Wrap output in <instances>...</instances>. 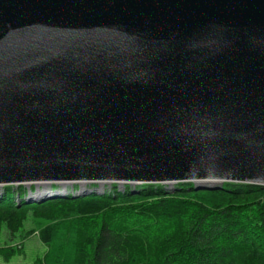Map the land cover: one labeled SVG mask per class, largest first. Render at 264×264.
Wrapping results in <instances>:
<instances>
[{
  "label": "water",
  "instance_id": "95a60500",
  "mask_svg": "<svg viewBox=\"0 0 264 264\" xmlns=\"http://www.w3.org/2000/svg\"><path fill=\"white\" fill-rule=\"evenodd\" d=\"M38 182L264 185V0H0V189Z\"/></svg>",
  "mask_w": 264,
  "mask_h": 264
},
{
  "label": "trees",
  "instance_id": "16d2710c",
  "mask_svg": "<svg viewBox=\"0 0 264 264\" xmlns=\"http://www.w3.org/2000/svg\"><path fill=\"white\" fill-rule=\"evenodd\" d=\"M165 188L113 186L25 203L23 186H5L0 233L19 231L31 217L46 248L37 264H264V185Z\"/></svg>",
  "mask_w": 264,
  "mask_h": 264
},
{
  "label": "rangeland",
  "instance_id": "374dc122",
  "mask_svg": "<svg viewBox=\"0 0 264 264\" xmlns=\"http://www.w3.org/2000/svg\"><path fill=\"white\" fill-rule=\"evenodd\" d=\"M189 183V182H185ZM224 183V182H223ZM222 183V184H223ZM229 183H239V182H229ZM184 185V183H174L173 185H164L166 188V191L172 192L174 188H177L181 185ZM221 184V185H222ZM243 184V183H241ZM111 185V186H110ZM141 185V184H140ZM115 186V189L119 191H123L124 189H134L136 186H129V185H120L119 184H98V183H88L85 186V189H95L98 192L104 193L106 191H110L111 188ZM123 186V187H122ZM41 188L40 186H38ZM63 187V190H62ZM127 187V188H126ZM4 187H2L3 189ZM23 188L25 189V194L21 196V199L24 200L28 195H36L38 194V188L36 184L31 185H23ZM81 183H68L66 186H60L57 183L51 184L50 190H61V194L63 197L67 196H75L77 197H84L89 196L88 194H85L84 196H81L83 193L81 190ZM187 188V185L185 186ZM0 189V191L2 190ZM38 191V192H37ZM86 193V192H84ZM100 193V194H101ZM14 196V195H13ZM14 201L16 197H13ZM20 200V199H19ZM18 202V201H16ZM0 247L3 251H5V254L3 257H0V264H37L39 258L43 255L44 251L46 250L45 246L40 242L38 238L37 231L35 230L34 221L31 217L27 218V220L23 223V226L21 229L15 233L8 232L5 228L1 230L0 233ZM12 253V254H11Z\"/></svg>",
  "mask_w": 264,
  "mask_h": 264
},
{
  "label": "bare ground",
  "instance_id": "6f19581e",
  "mask_svg": "<svg viewBox=\"0 0 264 264\" xmlns=\"http://www.w3.org/2000/svg\"><path fill=\"white\" fill-rule=\"evenodd\" d=\"M209 182V181H208ZM211 183V182H210ZM36 184V186L38 187V186H40L41 188H39L38 187V190H39V192H38V194H36V196H38V197H40V196H43V195H52L53 193L49 190V188H50V186H51V184H53V182L51 183V182H38V183H35ZM57 184H59V185H61V186H66V184H67V182H63V183H57ZM81 190H82V192H85L84 191V185L82 184L81 185ZM63 190V189H62ZM33 195V194H32ZM58 195V194H57Z\"/></svg>",
  "mask_w": 264,
  "mask_h": 264
}]
</instances>
